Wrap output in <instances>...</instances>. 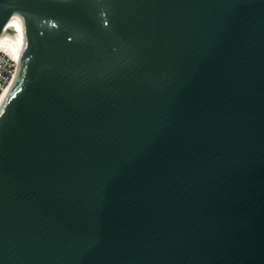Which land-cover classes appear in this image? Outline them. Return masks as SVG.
Masks as SVG:
<instances>
[{
  "label": "water",
  "instance_id": "obj_1",
  "mask_svg": "<svg viewBox=\"0 0 264 264\" xmlns=\"http://www.w3.org/2000/svg\"><path fill=\"white\" fill-rule=\"evenodd\" d=\"M0 264H264V0H0Z\"/></svg>",
  "mask_w": 264,
  "mask_h": 264
},
{
  "label": "bare ground",
  "instance_id": "obj_2",
  "mask_svg": "<svg viewBox=\"0 0 264 264\" xmlns=\"http://www.w3.org/2000/svg\"><path fill=\"white\" fill-rule=\"evenodd\" d=\"M6 46L7 50L11 54L12 57L18 62V69L13 79L12 83L5 89L4 93L0 98V110L3 107L11 89L19 76V71L22 65L23 56H24V38L19 30V28L13 23H9L5 28L4 32L0 37V45Z\"/></svg>",
  "mask_w": 264,
  "mask_h": 264
},
{
  "label": "built area",
  "instance_id": "obj_3",
  "mask_svg": "<svg viewBox=\"0 0 264 264\" xmlns=\"http://www.w3.org/2000/svg\"><path fill=\"white\" fill-rule=\"evenodd\" d=\"M4 45H0V98L5 89L12 83L18 69V62Z\"/></svg>",
  "mask_w": 264,
  "mask_h": 264
}]
</instances>
